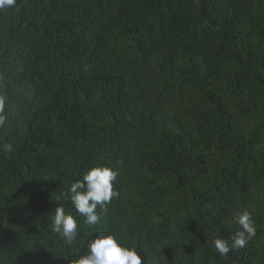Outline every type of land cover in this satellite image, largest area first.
<instances>
[{"label":"trees","instance_id":"1","mask_svg":"<svg viewBox=\"0 0 264 264\" xmlns=\"http://www.w3.org/2000/svg\"><path fill=\"white\" fill-rule=\"evenodd\" d=\"M0 94V264H70L99 232L143 264H264V0H17ZM104 166L120 195L89 225L69 189ZM246 210L256 236L221 256Z\"/></svg>","mask_w":264,"mask_h":264},{"label":"clouds","instance_id":"2","mask_svg":"<svg viewBox=\"0 0 264 264\" xmlns=\"http://www.w3.org/2000/svg\"><path fill=\"white\" fill-rule=\"evenodd\" d=\"M16 4L17 0H0V11L13 8ZM8 103V96L0 94V128L5 127L9 119ZM13 147L12 143H4L0 151L12 152ZM118 175V171L112 167H92L80 180L72 183L69 189L71 201L87 224L99 223L101 217L96 211L97 208L106 210L112 199L120 195L119 191L114 190V182ZM235 223L239 229L234 233L231 245L222 238H217L213 242L221 256H227L232 248H244L257 234V226L251 212L246 210L237 213ZM50 229L69 244L77 237L76 219L66 214L60 204L55 209ZM70 264H143V258L136 248L125 245L118 236L99 232L96 238L89 242L87 253Z\"/></svg>","mask_w":264,"mask_h":264}]
</instances>
